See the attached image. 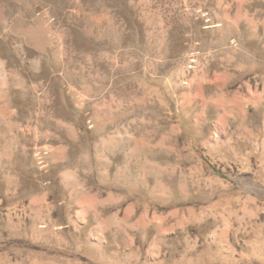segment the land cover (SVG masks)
Wrapping results in <instances>:
<instances>
[{"label": "rangeland", "instance_id": "rangeland-1", "mask_svg": "<svg viewBox=\"0 0 264 264\" xmlns=\"http://www.w3.org/2000/svg\"><path fill=\"white\" fill-rule=\"evenodd\" d=\"M0 264H264V0H0Z\"/></svg>", "mask_w": 264, "mask_h": 264}]
</instances>
